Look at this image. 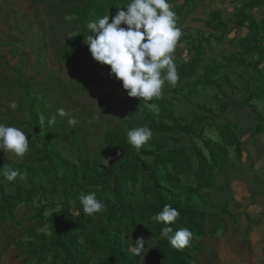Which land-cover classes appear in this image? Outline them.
I'll return each mask as SVG.
<instances>
[{
	"label": "trees",
	"instance_id": "obj_1",
	"mask_svg": "<svg viewBox=\"0 0 264 264\" xmlns=\"http://www.w3.org/2000/svg\"><path fill=\"white\" fill-rule=\"evenodd\" d=\"M172 1L176 0H168ZM191 1L184 0L181 7ZM239 1L234 18L229 20L233 23L231 28L220 11L212 12L208 26L221 34L219 37L210 35L205 39L198 32L197 41L187 35L178 41H190V58L176 65L179 80L175 87L188 94L209 92L213 107L199 105L209 115L198 113L188 121L176 115L170 101L153 98L150 104L155 110L146 107L141 112L143 123L151 128L153 136L139 151L128 143L126 133L144 125L134 126L129 121L126 132L106 130L103 162L117 159L108 168L81 156L72 160L64 155L61 140L52 129L54 125H49L48 120L40 123L47 109L43 90L32 95L30 83L23 84V75L19 74L17 83L26 91L24 99L29 101V108L28 119L18 125L29 132L27 153L33 159L25 167L8 166L20 173L12 182L0 175V226L6 222L21 226L16 211L31 205L37 211L29 221L45 226L42 231L26 230L25 240L14 243L19 249L15 257L21 258V264H194L195 255L203 251L199 240L207 235L213 238L220 231L226 234L221 215L237 223L228 205L217 211L218 205L206 197V192L214 188L217 174L226 169L231 155L238 162L243 158L241 136L246 127L241 128L240 122L229 118L228 111L249 109L252 119L247 128H254L252 140L264 135V18L260 22L252 18L255 11L264 12V0ZM129 2L30 0L33 7L45 4L50 12L61 7L65 11L60 19L67 27L73 26L74 33L64 40L57 58L73 71L99 64L85 42L88 35L95 36L87 24L104 15L114 17L117 7ZM181 7L176 13L177 22L182 17ZM239 30H246V34L236 43V51L218 56L211 63L204 62V49H210L211 38L221 45L228 33ZM241 70L246 78L235 74ZM110 71L86 74L81 77L82 82L96 88L104 86L110 92L122 83ZM212 114L219 116L220 121H215ZM208 132L213 136L206 135ZM38 175L46 178L49 186L38 181ZM24 178L28 187L23 185ZM92 193L105 209L89 217L83 213L80 197ZM165 204L180 212L177 221L170 225L172 234L182 227L192 231L188 247L175 249L160 238L162 225L150 217L161 212ZM140 237L150 242L145 245L146 253L136 256L129 248Z\"/></svg>",
	"mask_w": 264,
	"mask_h": 264
},
{
	"label": "rangeland",
	"instance_id": "obj_2",
	"mask_svg": "<svg viewBox=\"0 0 264 264\" xmlns=\"http://www.w3.org/2000/svg\"><path fill=\"white\" fill-rule=\"evenodd\" d=\"M238 1L193 0L184 7H181L184 0L169 3L175 13L180 7L183 8L182 17L177 22L181 37L187 35L197 41L200 35L205 39H209L210 35L216 38L221 35L208 26L213 11H220L223 21L228 23L229 28L233 27L229 20L234 18L235 7L241 4ZM60 9L50 12L45 4L33 7L30 0H0V123H9L29 135L27 130L18 125L28 119L29 108V101L24 99L26 91L17 83L19 74H22V83H30L32 95L43 90L41 95L45 97L47 107L41 115L44 120H49L58 109L63 108L69 116L79 121L75 126H69L68 117L57 116L58 123L52 127L61 140L64 155L72 160L81 156L99 162L101 168H108L117 159L110 158L103 162V136L106 130L117 128L126 132L129 121L134 126H142L144 118L141 112L146 107L151 111L155 108L150 102L145 104L138 98H130L122 83L106 92L104 86L96 88L82 82V76L96 71L107 73L111 70L110 66L99 63L94 67L82 66L73 71L58 60L57 53L62 43L74 33V27H67L60 19L65 13L62 7ZM252 15L258 22L264 18L262 11H255ZM245 34L246 30L231 31L221 45L211 38L210 49H204V62L211 63L218 56L236 51V43ZM189 43L184 40L177 44L174 53L176 65L180 61L188 62ZM235 74L246 78L243 70ZM208 94H188L185 89L165 84L159 98L170 101L176 115L189 121L198 113L209 115L199 108V105L213 107V99ZM236 99L239 100V97ZM12 102L17 104L16 109L10 107ZM212 115L215 121H220L219 116ZM226 115L240 122L241 128L246 127L241 136L243 158L238 162L234 155L230 156L228 166L217 174L215 186L206 192V197L218 205L217 211L228 205V210L238 221L235 223L231 217L221 215L226 234L220 231L213 238L207 235L199 240L203 251L195 255L194 264H264V135L252 140L254 128H247L252 119L249 109L228 111ZM206 135L213 136V133L208 132ZM32 159L28 153L23 158H16L0 151V170L4 167L8 169L10 164L28 166ZM37 180L49 186L47 179L41 175L37 176ZM23 185L28 187L25 178ZM36 211L34 205L19 208L16 214L21 226H13L10 222L0 226V264H21V258L15 257L19 249L14 243L17 240L24 241L26 230L30 228L40 231L45 229L44 224L29 221ZM145 249L147 251L148 247L145 246Z\"/></svg>",
	"mask_w": 264,
	"mask_h": 264
},
{
	"label": "clouds",
	"instance_id": "obj_3",
	"mask_svg": "<svg viewBox=\"0 0 264 264\" xmlns=\"http://www.w3.org/2000/svg\"><path fill=\"white\" fill-rule=\"evenodd\" d=\"M117 9L114 17L104 15L87 24L95 36L88 35L85 42L96 62L110 66V74L122 82L127 95L147 104L162 95L165 84L174 87L179 80L174 53L182 33L177 27V16L168 0H130L125 7ZM10 107L16 109L17 104L12 102ZM57 116L68 117L69 126L79 123L60 108L48 120V124L55 125ZM40 123H45L43 116L40 117ZM126 135L131 147L139 151L152 138L153 132L149 126L144 125L128 130ZM0 151L6 156L11 154L23 158L29 151L28 136L21 128L0 123ZM0 175L12 182L20 173L4 167ZM80 202L85 216H95L105 209L95 193L82 195ZM179 216L178 209L165 204L161 212L150 217L153 222L162 225L160 238L166 239L175 249L188 247L193 238L188 227L179 228L172 234L173 228L170 225ZM148 242L140 237L129 251L140 256L146 253L145 245Z\"/></svg>",
	"mask_w": 264,
	"mask_h": 264
},
{
	"label": "crops",
	"instance_id": "obj_4",
	"mask_svg": "<svg viewBox=\"0 0 264 264\" xmlns=\"http://www.w3.org/2000/svg\"><path fill=\"white\" fill-rule=\"evenodd\" d=\"M254 225H256V222L254 223Z\"/></svg>",
	"mask_w": 264,
	"mask_h": 264
}]
</instances>
